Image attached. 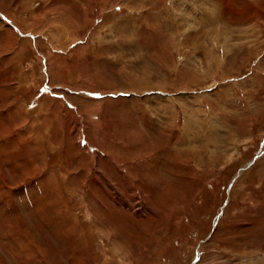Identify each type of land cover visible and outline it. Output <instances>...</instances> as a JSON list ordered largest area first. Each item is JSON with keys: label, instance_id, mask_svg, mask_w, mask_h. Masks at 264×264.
I'll return each mask as SVG.
<instances>
[{"label": "rangeland", "instance_id": "1", "mask_svg": "<svg viewBox=\"0 0 264 264\" xmlns=\"http://www.w3.org/2000/svg\"><path fill=\"white\" fill-rule=\"evenodd\" d=\"M0 264H264V0H0Z\"/></svg>", "mask_w": 264, "mask_h": 264}]
</instances>
